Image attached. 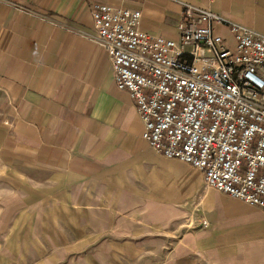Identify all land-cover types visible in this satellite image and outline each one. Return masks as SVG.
Returning a JSON list of instances; mask_svg holds the SVG:
<instances>
[{"label": "crops", "instance_id": "0c3cea01", "mask_svg": "<svg viewBox=\"0 0 264 264\" xmlns=\"http://www.w3.org/2000/svg\"><path fill=\"white\" fill-rule=\"evenodd\" d=\"M186 3L264 35V0H0V179L70 212V256L264 264V210L151 148L97 43L96 5L140 10L142 32L176 40Z\"/></svg>", "mask_w": 264, "mask_h": 264}, {"label": "built area", "instance_id": "2783aa9c", "mask_svg": "<svg viewBox=\"0 0 264 264\" xmlns=\"http://www.w3.org/2000/svg\"><path fill=\"white\" fill-rule=\"evenodd\" d=\"M92 17L150 147L264 210V35L189 3L176 40L142 32L137 9L100 4Z\"/></svg>", "mask_w": 264, "mask_h": 264}, {"label": "rangeland", "instance_id": "374dc122", "mask_svg": "<svg viewBox=\"0 0 264 264\" xmlns=\"http://www.w3.org/2000/svg\"><path fill=\"white\" fill-rule=\"evenodd\" d=\"M31 194L0 179V264H90L86 253L68 252L70 212Z\"/></svg>", "mask_w": 264, "mask_h": 264}]
</instances>
